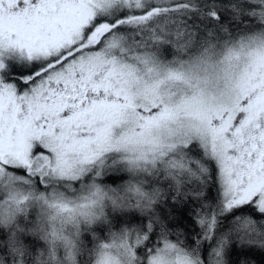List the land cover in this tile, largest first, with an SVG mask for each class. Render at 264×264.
<instances>
[{
	"label": "snow or ice",
	"instance_id": "snow-or-ice-1",
	"mask_svg": "<svg viewBox=\"0 0 264 264\" xmlns=\"http://www.w3.org/2000/svg\"><path fill=\"white\" fill-rule=\"evenodd\" d=\"M256 249L264 0H0V264Z\"/></svg>",
	"mask_w": 264,
	"mask_h": 264
},
{
	"label": "trees",
	"instance_id": "trees-1",
	"mask_svg": "<svg viewBox=\"0 0 264 264\" xmlns=\"http://www.w3.org/2000/svg\"><path fill=\"white\" fill-rule=\"evenodd\" d=\"M231 259H235V253H233L230 257ZM250 259L254 262V264H264V251L256 249L250 253Z\"/></svg>",
	"mask_w": 264,
	"mask_h": 264
}]
</instances>
